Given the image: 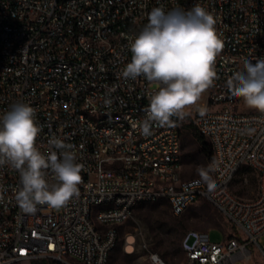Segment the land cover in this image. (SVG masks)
<instances>
[{"label":"built area","instance_id":"built-area-1","mask_svg":"<svg viewBox=\"0 0 264 264\" xmlns=\"http://www.w3.org/2000/svg\"><path fill=\"white\" fill-rule=\"evenodd\" d=\"M197 5L213 16L223 43L216 78L203 92L207 109L192 106L169 125L153 124L145 136L141 125L159 85L143 76H122L131 62V42L153 9L187 11ZM134 18H145V25L134 26ZM120 22H128L127 37H117ZM63 38H70V49L53 52ZM247 56L264 59V0H0V117L15 103L30 105L41 129L36 140L41 153L55 151L61 158L64 149L48 145L55 136L74 146L82 165L79 195L60 212L38 205L34 214L23 212L15 200L22 187L19 172L0 166V264H75L68 254L84 258V264H108V250L118 246L134 201L161 198L174 215L207 200L243 232L220 242L212 241L209 231L188 232L186 264H254L252 245L264 263V113L249 108L228 87ZM59 59L71 61V72L58 70ZM82 83L90 84L89 108H81ZM56 103H71V111L52 114ZM78 111H87V118H78ZM88 112H97L98 119L104 112L119 113V129L127 127V134L117 137L106 122L90 123ZM185 123L212 148V181L192 178L184 186L156 187L160 175L182 178L174 156L183 161ZM103 151H110V159H103ZM248 164L259 169L258 191L250 201L238 202L232 187L238 180L249 182L243 172ZM44 171L53 182L51 170ZM96 201H117V210L97 213ZM108 221H118V228L105 232ZM136 243V236L127 234L124 250L133 252ZM147 259L169 264L150 249Z\"/></svg>","mask_w":264,"mask_h":264},{"label":"clouds","instance_id":"clouds-1","mask_svg":"<svg viewBox=\"0 0 264 264\" xmlns=\"http://www.w3.org/2000/svg\"><path fill=\"white\" fill-rule=\"evenodd\" d=\"M222 48L213 16L198 5L187 11L155 8L149 13L148 23L131 42V62L122 71L125 79L143 76L159 85L141 125L145 136L151 134L153 124L169 125L173 116L182 117L197 104L216 78L215 63ZM228 87L249 108L264 113V59L245 60L244 69L234 73ZM35 117V109L26 103L11 105L0 117V166L8 164L19 172L22 187L15 200L29 214L38 205L65 206L79 195L82 180L73 145L55 136L48 140L50 149H64L61 158L55 151L45 156L37 148L41 129ZM47 169L53 182L46 179Z\"/></svg>","mask_w":264,"mask_h":264},{"label":"rangeland","instance_id":"rangeland-1","mask_svg":"<svg viewBox=\"0 0 264 264\" xmlns=\"http://www.w3.org/2000/svg\"><path fill=\"white\" fill-rule=\"evenodd\" d=\"M206 109V99L202 93L194 110L203 112ZM243 172L248 175L249 182L242 185L238 180L232 188L237 194L250 198L258 191V177L250 168ZM182 178H201L208 183L212 181L209 160L201 152L195 131L191 129H184ZM55 211L60 212L61 208ZM192 230L209 231L211 240L215 242L224 241L234 234L243 237V232L207 200L201 199L183 214L174 215L168 200L161 198L155 202L141 203L135 208L130 218L120 227V242L114 248L108 264H150L147 259L148 249L158 252L169 264H185L183 240ZM127 234H133L137 239L135 250L131 253L124 250ZM262 240L264 243V237ZM250 248L254 252V264H264L256 247L252 245ZM49 263L54 264L46 261L35 264ZM75 264L82 263L76 261ZM236 264L245 263L238 261Z\"/></svg>","mask_w":264,"mask_h":264},{"label":"bare ground","instance_id":"bare-ground-1","mask_svg":"<svg viewBox=\"0 0 264 264\" xmlns=\"http://www.w3.org/2000/svg\"><path fill=\"white\" fill-rule=\"evenodd\" d=\"M182 10V9H178ZM145 18H134V26H144ZM128 36V22H120V29L117 30V37H127ZM70 49V38H63L61 43L53 44V52H63L65 50ZM258 59H263V57L259 56H247V60L255 63ZM58 70L61 72H71L72 63L67 59H59L58 60ZM78 91H82V101L81 108H89V99H90V84L82 83L78 84ZM71 111V103H56L52 105V114H61V112H70ZM78 118H87V111H78ZM88 119H90V123H96V126H104V122L107 123V131H117V137H125L127 134V127H120L119 129V113L113 112H104V119H98L97 112H88ZM103 159H110V151H103ZM174 163L177 164V171L182 172L183 161L181 162V156H174ZM248 168L253 170L258 177L259 183V169H257L255 164H248ZM184 186L185 179L183 178H175L174 175H160L155 179L156 187H164V186ZM236 198L238 202H248L250 198L241 196L236 193ZM158 200H151V202H155ZM148 202V200L134 201V208H136L139 204ZM191 206H186V210ZM97 213H107V210H117V201H106L105 205H103V201H96ZM118 228V221H108L105 224V232H112ZM194 232H205L203 230H194ZM133 235V234H130ZM115 247H110L108 250V260H110L111 254ZM183 250L186 254V262H187V254H188V246L186 243H183ZM68 261H79L84 264V258H76V254H68ZM185 262V264H186ZM12 264H21V262H12ZM22 264H35L34 262H24ZM50 264V263H49Z\"/></svg>","mask_w":264,"mask_h":264},{"label":"trees","instance_id":"trees-1","mask_svg":"<svg viewBox=\"0 0 264 264\" xmlns=\"http://www.w3.org/2000/svg\"><path fill=\"white\" fill-rule=\"evenodd\" d=\"M185 129H190V125L185 123ZM195 131V137L201 146V152L205 155V157L210 161L213 155L212 148L210 144L206 141V139L199 134V132Z\"/></svg>","mask_w":264,"mask_h":264}]
</instances>
